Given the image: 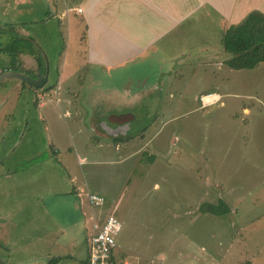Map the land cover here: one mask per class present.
<instances>
[{
    "label": "rangeland",
    "instance_id": "374dc122",
    "mask_svg": "<svg viewBox=\"0 0 264 264\" xmlns=\"http://www.w3.org/2000/svg\"><path fill=\"white\" fill-rule=\"evenodd\" d=\"M163 1L167 17L182 20L146 55L111 75L95 69L88 59L78 66L77 29L68 27L67 19L55 16L50 7L46 12L50 20L39 13L40 20L33 24L31 14L0 12L6 18L2 21L22 19V29L11 27L8 38L3 28L7 24L0 23V42L8 41L13 59L21 49L33 51L41 71H47L44 85L72 90L59 97L52 89L48 96L52 101L47 99L49 120L48 114L45 121L39 119L45 109L39 106L35 87L25 81H21L25 89L10 95L0 108V123L6 122L0 125L5 135L0 159L4 173L13 172L0 176V186L10 193L0 198V214L47 215L46 187L62 185L60 179L70 177L62 169L65 162L70 163L72 176L89 182L91 193L101 192L114 201L104 216L115 215L123 224L114 252L117 261L127 254L134 261L141 258L142 264H264V63L233 69L226 63L231 55L221 45L223 28L237 19L232 13L237 8L241 14L252 11L263 0ZM70 14L76 25L84 21L83 16ZM12 67L22 69L19 63ZM208 93L219 97L205 105L201 97ZM68 99L73 103L72 119L80 124L85 119V127H90L94 111L103 116L93 119L94 127L115 113H130L135 117L133 132L124 140L120 134V141L114 142L121 143V149L96 147L90 143L97 140L94 137L80 141L73 126L65 140L48 142L47 134L54 128L68 133L59 109ZM88 134L91 130L84 136ZM100 134L96 135L103 140ZM59 148L67 152L56 155L55 163L53 150ZM28 183L37 188L32 190ZM28 189L34 195H21ZM220 201L229 207L227 213L202 209ZM29 240L22 239L27 242L22 261L35 253ZM70 248L73 253L83 249L73 243ZM77 255L84 260L82 253Z\"/></svg>",
    "mask_w": 264,
    "mask_h": 264
},
{
    "label": "crops",
    "instance_id": "0c3cea01",
    "mask_svg": "<svg viewBox=\"0 0 264 264\" xmlns=\"http://www.w3.org/2000/svg\"><path fill=\"white\" fill-rule=\"evenodd\" d=\"M165 2L166 1L163 0H0V12L10 16L12 14H17L18 16L31 14L29 21L33 24L34 22H38L40 20L39 16L43 14L46 19H49L46 12L50 7V10L53 11L55 16L67 19L68 27L77 29V40L75 36L74 39L78 45L76 53L78 66H82L83 63L85 64L88 59V63H91L95 69H101L111 75L113 70H122L139 57L146 55L147 50L153 47L157 39L172 28L175 23L182 20V18H180V20H173V17H167L164 5ZM263 2L264 0L261 1L258 8H256L262 12H264V6H262ZM43 8H46V10ZM79 8H82L81 12L78 11ZM71 12L75 13V15L83 16L84 21L76 25L70 16ZM249 12L250 11H245L241 14L240 8H237L235 12L232 13V16H235L234 18L237 19L232 22H240ZM39 13L42 15H39ZM4 18L5 17L0 16V23L7 24L3 26L5 30L4 35L6 37L11 27H16L19 30L22 29L21 18H12L9 21H2ZM71 42L74 43L73 40H71ZM7 44L8 41L6 40L0 42V60L2 62L0 63V73L8 70L23 72L22 69H27L33 72V75L30 76L36 78L42 74L47 76L48 80L47 71H41L42 66L36 60L33 51L21 49L15 54L13 59L6 48ZM81 57L84 58L83 62L80 60ZM13 61H18L16 63H19L22 69L12 67L16 64L15 62L12 63ZM67 61L69 62L68 58ZM8 62H11L13 65L10 67L11 64ZM70 65L71 63L68 64V66ZM11 78L13 77L5 78L0 81V108L6 106L4 102L10 101V95L26 87L24 86L25 84H21L22 80L20 79L17 80L18 82L14 81V83L8 86L3 84ZM44 86L32 88L39 100V106L45 109L42 113L43 115L39 118L42 121H45L47 114L49 120L47 99L52 101V97H48L52 89H54V94H57V96L59 95V97L65 93H68V95L72 93V90L68 88L69 86L65 88L61 86V84L53 88ZM28 87L30 86L28 85ZM94 90L95 89H92V91ZM72 104V101L68 99L64 104L66 106L65 108L59 106L65 118L64 121L67 124L66 128H68V133L64 132L63 129L54 128L53 132L47 134L48 142H50V140H56L57 142L61 139L65 140L67 136H70V127L73 126L75 130L74 133L80 141H91L93 139L92 137H94L97 140H92L94 143H90L96 147H104L107 144V147L121 149V143H118L116 146V143H114L117 138H120L119 136L121 133H119L118 129L113 130L112 127L116 125V123L122 124L126 121H130L127 123L130 128L123 135L121 134L123 140L127 139L124 136L130 135L133 132L132 123L135 121V117L130 113H115L108 118L109 122L107 121L108 119L103 118V120L97 121V125L95 126H98L97 129L93 125V119L96 117L102 118V114H98V112L94 111V115L89 122L90 127H85V119L82 120L81 124L78 123L79 121H77L76 118L72 119L74 109ZM90 108L95 110L96 106L91 104ZM69 117H71V119ZM50 120L52 119L50 118ZM1 124L5 126L6 122L3 121L0 125ZM46 124L45 130L48 132L49 123L47 122ZM54 126H56V124H54ZM88 130H91V134L85 137L84 133ZM93 132L95 134H93ZM96 134L104 135V139L102 140L101 137H97ZM4 138L5 135L1 131L0 144H2ZM92 150L95 149H91L90 151ZM66 152L67 149L65 148H59L58 151L53 150L52 161L55 162L54 157L56 155L63 157V153ZM129 155L132 156L133 153ZM63 163L62 165L64 168L62 169H65L64 171L68 172L70 177L61 178L60 180L63 182L62 185L54 183L46 187L48 191L47 196L45 194L47 191L43 193L50 203V208L48 207L46 210L47 215L2 216L0 214V264H50V262H52L51 260L55 258H59L58 262L55 264H62L63 260L66 259H69V262L72 261L70 264H77L75 263L77 261L80 262V264H86L89 253L88 237L91 233L93 222L103 220L105 218L104 213L111 211L115 204L108 196L100 192L98 194L106 196L107 203L100 207L90 205L85 194L93 191L91 185L87 181H78V177L76 175L72 176L70 173V163L68 165H66L65 162ZM58 165L60 166V164ZM3 167H5L4 162L0 159V176L13 173L11 171L12 169L4 173ZM51 168L52 169H47L54 172V167ZM29 185L32 187V190L33 187L37 188V186H34L32 183ZM0 188L2 190V192L0 191V198H2V200L10 196V193L7 194L8 190H5L3 185L0 186ZM32 190L28 189V191L21 193V195H34ZM15 194L17 193H12V196ZM37 195H40V192ZM24 220L30 222V226H27ZM24 236L30 237L29 244L32 247V252L35 253L28 259L22 261L20 255L27 244V242L22 241ZM54 236H57L55 241L52 240ZM54 242L59 245L56 247ZM72 243L75 244L76 248L82 246L83 249H78L80 252H71L70 246ZM129 248L132 251L134 250L135 253H142L141 250L135 247L132 249V247L129 246ZM78 253H82L84 260L79 259ZM125 255V258L122 256L120 260H123L126 264H142V260L139 261L141 258L134 261L129 255ZM143 260L145 259L143 258Z\"/></svg>",
    "mask_w": 264,
    "mask_h": 264
},
{
    "label": "trees",
    "instance_id": "16d2710c",
    "mask_svg": "<svg viewBox=\"0 0 264 264\" xmlns=\"http://www.w3.org/2000/svg\"><path fill=\"white\" fill-rule=\"evenodd\" d=\"M221 44L231 55L226 63L233 69H254L264 63V12L254 9L240 22L223 28ZM25 83L33 87L30 83ZM202 209L217 215L229 211V207L223 201L219 204H205ZM58 260L59 258H55L50 264H55Z\"/></svg>",
    "mask_w": 264,
    "mask_h": 264
},
{
    "label": "built area",
    "instance_id": "2783aa9c",
    "mask_svg": "<svg viewBox=\"0 0 264 264\" xmlns=\"http://www.w3.org/2000/svg\"><path fill=\"white\" fill-rule=\"evenodd\" d=\"M78 11H82L79 8ZM213 93L205 94L201 100L205 105L214 103V100L206 103L204 96L212 95ZM90 205L100 207L106 204V197L102 194L91 193L87 194ZM123 224L115 215H108L103 220L93 223L92 233L88 237V264H126L115 259V250L117 247V238L121 232Z\"/></svg>",
    "mask_w": 264,
    "mask_h": 264
},
{
    "label": "water",
    "instance_id": "95a60500",
    "mask_svg": "<svg viewBox=\"0 0 264 264\" xmlns=\"http://www.w3.org/2000/svg\"><path fill=\"white\" fill-rule=\"evenodd\" d=\"M10 77L18 78L22 81L28 82L32 86L37 87V88L43 87L47 81V76L42 75V74L35 78V77H32V76H30L24 72H18V71H12V70H8V71H4V72L0 73V81L2 79L10 78ZM70 262H72V261H70ZM70 262H69V259H66V260H63L62 264H70ZM75 263L80 264V262H78V261Z\"/></svg>",
    "mask_w": 264,
    "mask_h": 264
},
{
    "label": "flooded vegetation",
    "instance_id": "af4514ba",
    "mask_svg": "<svg viewBox=\"0 0 264 264\" xmlns=\"http://www.w3.org/2000/svg\"><path fill=\"white\" fill-rule=\"evenodd\" d=\"M130 122V121H129ZM129 122H124V123H122V124H118V123H116V125H114L112 128H113V130L114 129H118L119 130V133H121L122 135L130 128L128 125H127V123H129ZM117 127V128H116Z\"/></svg>",
    "mask_w": 264,
    "mask_h": 264
},
{
    "label": "bare ground",
    "instance_id": "6f19581e",
    "mask_svg": "<svg viewBox=\"0 0 264 264\" xmlns=\"http://www.w3.org/2000/svg\"><path fill=\"white\" fill-rule=\"evenodd\" d=\"M218 97H219L218 94L206 95V96H204V101L206 103H209V102L213 101L214 99H217Z\"/></svg>",
    "mask_w": 264,
    "mask_h": 264
}]
</instances>
